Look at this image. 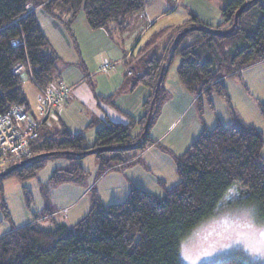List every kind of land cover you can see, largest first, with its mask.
I'll use <instances>...</instances> for the list:
<instances>
[{
    "label": "trees",
    "instance_id": "1",
    "mask_svg": "<svg viewBox=\"0 0 264 264\" xmlns=\"http://www.w3.org/2000/svg\"><path fill=\"white\" fill-rule=\"evenodd\" d=\"M246 2L249 3L232 33L214 37L191 31L181 37L174 50L172 59L179 57L178 80L198 102L208 98L211 92L226 97L223 78L235 76L255 64L264 65V0H229L221 10L222 23L214 29H228L234 13ZM148 3L146 0H0V114L15 106L30 114L21 86L22 74L27 75L37 92L51 89L58 74L59 58L38 24L37 10L55 20L71 36V26L82 14L90 31L102 30L111 37L115 35L113 32L123 34L127 22L141 14ZM188 26L204 25L191 15L188 22L168 33L162 55L156 57L155 52H150L144 61V73L131 78L132 89L142 85L150 91L143 104L144 114L138 121L127 116L125 124L104 123L95 129L91 145L86 144L82 134H72L63 125L50 129L44 123L38 138L28 143L29 158L36 159L5 178L31 179L44 160L63 157L72 163L83 158L78 154L93 149L133 145L127 150L94 154L99 164L95 178L132 163L151 144L149 130L164 102L161 84L150 125L140 140L160 67L175 35ZM12 40L20 41L21 45L12 47ZM151 47L152 44L147 45L140 53L146 54ZM18 64L29 68L30 73L13 74L12 69ZM257 110L264 120V101L257 102ZM230 114V125L203 129L182 155L173 157L178 181L170 188L164 187L162 196L131 186L127 197L117 204L102 206L94 194L89 212L71 226L52 221L53 226L46 229L32 219L0 235V264H182L178 256L180 241L215 213L235 184L240 186L244 202L253 204L264 222L262 135L239 120L232 110ZM98 123L92 121L86 129H94ZM136 128L139 132L132 136ZM45 153L54 154L45 159L38 157ZM70 167L74 168L64 170L68 181L76 177L79 182L80 178L89 176L81 163H72ZM213 264L247 263L226 259Z\"/></svg>",
    "mask_w": 264,
    "mask_h": 264
},
{
    "label": "rangeland",
    "instance_id": "2",
    "mask_svg": "<svg viewBox=\"0 0 264 264\" xmlns=\"http://www.w3.org/2000/svg\"><path fill=\"white\" fill-rule=\"evenodd\" d=\"M35 14L44 36L59 58L56 62V70L60 74L63 84H65L66 78L75 79L79 74L84 75L85 64L83 60H80L83 54L96 53L99 55L97 60L106 61L109 66H112L107 57L113 59V56L105 50H97L96 34L92 30L89 33H83L78 18L75 24L76 28L74 30L71 28V36L43 11L37 10ZM128 37V35L124 36L126 41ZM110 38L112 41L116 40L115 35ZM77 40L81 44V51ZM178 64L179 57L175 56L169 64L166 73L167 80L178 79ZM59 74L56 76L58 77ZM21 79L25 98L33 109L34 99L30 96H35L36 91L32 89L30 79L26 74H22ZM237 81L236 83L233 81L230 86L224 82L225 94L229 99L228 104L239 120H243V123L252 126L261 133L263 140L262 155L264 156V120L256 106L258 100L264 98V65L255 64L246 68ZM41 92L38 91L40 96V106L37 107L38 117L34 118L28 114V117L33 121H37L41 117ZM226 97L211 92L208 98L203 97L201 101L197 102L191 111H194L198 115L199 121L201 120L205 125L209 124L212 114L220 122L228 123L230 110L226 106ZM210 102L212 111L208 108ZM225 108L228 112H225ZM177 156L180 155H175V157ZM97 161L98 159L93 155H87L72 162L75 165L81 163L82 168L89 174V177L80 178L79 182L77 181L79 178L76 177L70 181L65 178L64 170L69 171L74 167H70L72 163L67 162L63 157L44 160L41 164L42 168L34 178L20 181L11 176L0 180V235L14 227L18 228L28 224L32 219H36L40 223L39 225L46 229L53 226L52 221L58 222L65 217L73 219L75 212L87 205V201L90 202L94 194L102 206L121 203L130 191L131 183L127 181L130 177H124V175L122 177L118 174L121 177L119 179L116 172H110L101 179L94 191L88 194L82 204L70 207L82 185L89 184L94 180L99 166ZM16 163L19 162L5 165L0 168V172ZM171 172L170 174L176 183L178 178L175 171L172 170ZM158 174L157 171L145 172L144 177L149 182L151 181L155 187V189L147 188L149 193L160 197L164 194L163 188L167 189V187L164 184L158 185L161 189L157 186ZM175 183H169L171 184L169 186ZM244 199L245 196L241 194L240 186L233 185L220 202L215 213L198 224L180 241L178 256L182 264H204V262L213 264L226 259L238 260L247 264H264V246H262L259 237V231L264 229V222L260 219L257 208L253 204L244 202Z\"/></svg>",
    "mask_w": 264,
    "mask_h": 264
},
{
    "label": "crops",
    "instance_id": "3",
    "mask_svg": "<svg viewBox=\"0 0 264 264\" xmlns=\"http://www.w3.org/2000/svg\"><path fill=\"white\" fill-rule=\"evenodd\" d=\"M146 1L149 3L143 12L127 22L128 27L123 34L113 32L115 41H112L105 31L93 32L97 38V50H105L113 56V59L107 57L108 61L112 63L108 72L100 70V61L97 60L99 55L95 53L81 56L80 60H83L86 69V72H83L84 75L79 74L75 79L66 78L65 84H63L58 73L59 76H56L52 82L54 87L52 89L60 92L63 88H67L68 93L61 109L59 111L55 108L51 110L55 113V117L50 118L45 127L53 129L63 125L72 134H82L86 144L91 145L95 140V129L104 123L125 124L128 121L127 116L138 121L144 114L143 104L150 91L144 86L132 89L131 78L144 73V61L148 54L153 51L156 57L162 55L168 33L188 22L191 15H194L200 24L209 28H216L222 23L221 10L229 2V0ZM77 18L81 31L83 33L91 32L85 24L83 15L80 14ZM77 18L71 26L73 30L76 28ZM125 35L129 36L127 41L124 38ZM150 44L153 47L146 50V54L140 53V50L144 51L146 46ZM139 45L141 46L138 47ZM78 47L81 51L79 42ZM244 70L235 76L223 78V82L227 83L228 86L233 84V81L238 82L237 80ZM31 86L36 91L32 84ZM162 90L164 102L148 134L151 144L139 152L132 163L118 166L99 178H94L89 184H83L70 207L82 204L90 194V190L95 189L101 179L110 172H116L119 179L121 178L119 175L122 177L123 175L124 177L129 176L127 181L131 183V186L149 193L147 188L155 189V187L151 181L149 182L144 177V174L145 172L157 171L159 173V179L156 181L157 186L164 184L167 188L172 187L177 183H175L172 176L173 172H171L172 170L175 171L173 156L182 155L203 129H211L217 124H231V114L228 123L220 122L213 114L208 125H205L201 120L199 121L198 115L191 111L198 101L182 87L178 79L167 80L165 76L162 81ZM30 97L34 99V108L32 109L28 104L29 113L37 118V107L40 105L39 93L36 91V95ZM258 101L263 102L264 98ZM210 106L208 105V108L212 111L213 108ZM226 106L230 110L231 106L228 102H226ZM227 108L224 109L225 112H228ZM95 120L99 122L98 126L94 129H86L88 124ZM242 122L244 121L242 120ZM138 132L139 129L136 128L132 136L137 135ZM169 183L175 184L169 186L171 185ZM90 207V202L87 201V205L75 212L73 219L65 217L58 222L71 226L78 219L84 217L89 212Z\"/></svg>",
    "mask_w": 264,
    "mask_h": 264
},
{
    "label": "built area",
    "instance_id": "4",
    "mask_svg": "<svg viewBox=\"0 0 264 264\" xmlns=\"http://www.w3.org/2000/svg\"><path fill=\"white\" fill-rule=\"evenodd\" d=\"M10 45L18 47L21 43L18 40H12ZM99 68L102 72H108L110 66L106 61H100ZM12 71L15 75L23 72L30 73V69L21 64L14 66ZM41 91V117L39 120H31L27 113L16 106L9 109L6 114H0V166H5L10 162H21L31 156L28 143L38 138L39 128L44 123L46 124L50 118L55 117L51 110L53 108L57 111L61 109L68 92L67 89L57 92L52 88Z\"/></svg>",
    "mask_w": 264,
    "mask_h": 264
},
{
    "label": "water",
    "instance_id": "5",
    "mask_svg": "<svg viewBox=\"0 0 264 264\" xmlns=\"http://www.w3.org/2000/svg\"><path fill=\"white\" fill-rule=\"evenodd\" d=\"M251 2V1H249ZM249 2H246L242 7H240L233 16V21L231 26L226 29V30H219V29H213V28H208V27H204V26H188L185 27L184 29H182L181 31H179L175 37L173 38L171 45L168 48L167 51V55L166 58L164 60V62L162 63L160 70H159V75L157 77L156 83H155V88L153 91V97L150 101V105H149V110H148V114L146 116L145 119V123L143 125V132L140 135V140H142L144 138V135L146 134L148 127L150 125L151 119H152V111H153V107L155 105V102L158 98L159 95V91H160V87L162 84V81L164 79V75H165V70L168 67V65L170 64L171 60H172V56L174 53V50L179 42V40L181 39V37L183 35H185L188 32L194 31V32H202V33H206V34H210L214 37H225L228 34L232 33L235 28L237 27L238 24V19L241 16L243 10L245 9V7L247 6V4ZM133 146V145H131ZM131 146H124V147H120V148H102V149H93V150H89V151H85L83 153L78 154V156H87V155H94L96 153H105V152H112L118 149H122V150H127L128 148H130ZM54 153H45L42 155H39L38 157L40 159H45L47 157H51L53 156ZM36 157H32V158H28L24 161H21L19 163L13 164L11 166H9L8 168H6L5 170H3L2 172H0V179H3L7 176H9L11 173H13L15 170H18L19 168L23 167L25 164L35 160Z\"/></svg>",
    "mask_w": 264,
    "mask_h": 264
},
{
    "label": "snow or ice",
    "instance_id": "6",
    "mask_svg": "<svg viewBox=\"0 0 264 264\" xmlns=\"http://www.w3.org/2000/svg\"><path fill=\"white\" fill-rule=\"evenodd\" d=\"M249 226H251V225H249ZM259 237H260V241H261L262 246H264V229H261L259 231ZM204 264H207V262H204Z\"/></svg>",
    "mask_w": 264,
    "mask_h": 264
},
{
    "label": "bare ground",
    "instance_id": "7",
    "mask_svg": "<svg viewBox=\"0 0 264 264\" xmlns=\"http://www.w3.org/2000/svg\"><path fill=\"white\" fill-rule=\"evenodd\" d=\"M150 42H151V41H150ZM28 76H29V75H28ZM54 114H55V113H54ZM94 124H95V123H94ZM42 129H43V128H42ZM42 129H41V130H42ZM141 131H142V130H141ZM152 142H153V141H152ZM142 151H143V150H142ZM167 152H168V151H167ZM174 157H175V156H174ZM1 180H2V179H1ZM27 195H28V194H27Z\"/></svg>",
    "mask_w": 264,
    "mask_h": 264
}]
</instances>
